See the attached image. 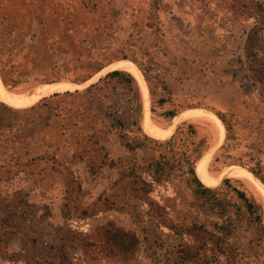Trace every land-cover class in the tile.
<instances>
[{
    "label": "rangeland",
    "instance_id": "rangeland-1",
    "mask_svg": "<svg viewBox=\"0 0 264 264\" xmlns=\"http://www.w3.org/2000/svg\"><path fill=\"white\" fill-rule=\"evenodd\" d=\"M78 6L86 21L72 23ZM121 50L134 63L116 60ZM88 59L106 67L79 96L0 99L10 109L0 107V264H192L183 251L197 244L185 229L216 224L230 230L233 264H264V236L235 192L262 207L264 226V200L247 180L264 187V0H0L6 90L73 93L92 75ZM122 61L142 74L145 96L136 79L140 92L117 79L98 83ZM145 99L141 133L128 132L142 148L127 150L112 119L125 121ZM170 111L217 114L228 131L168 120ZM156 162L160 183L151 178ZM191 162L196 171L206 164L218 206L189 185ZM109 224L137 236L131 257L85 255L83 240Z\"/></svg>",
    "mask_w": 264,
    "mask_h": 264
},
{
    "label": "trees",
    "instance_id": "trees-1",
    "mask_svg": "<svg viewBox=\"0 0 264 264\" xmlns=\"http://www.w3.org/2000/svg\"><path fill=\"white\" fill-rule=\"evenodd\" d=\"M36 1H42V0H36ZM39 10H42L41 7H39ZM76 12L75 17L71 21L74 22H84L86 19L83 17L85 15V6H78L74 9ZM46 23L49 22L48 19H43ZM41 25L44 26V23L41 21ZM82 43V41H81ZM77 47V46H76ZM122 55L116 60H129L134 63L133 59L129 57L128 53H125V50L118 51ZM108 53L99 54L102 59H104ZM80 58V57H79ZM106 65L93 63L92 59L87 60L86 69L90 70L92 75H88L85 79H83L79 84H82L89 79H91L94 75L102 71ZM0 77L2 84L4 86H7L6 81L3 78V75L0 71ZM107 79H117L120 82L128 85V86H134L136 92H140V89L138 91V85L135 80V78L126 72L115 70L108 74H106L103 78H100L98 80V83H102ZM97 87V84L90 85L88 88H86L83 93L84 94H92V91L95 90ZM81 95L80 92L75 91L73 93L66 92L64 94H54L48 99H54V98H62V97H72V96H79ZM138 100L140 99L139 95H137ZM46 101V100H45ZM163 101H161V104ZM39 103L34 106H31L29 110H33L38 106ZM0 107L10 110L9 108L5 107L3 104L0 103ZM143 108V104H142ZM143 112V109L141 110V105L136 108V111H132L131 115L128 119L125 121H122L120 119H112L113 123L112 126L115 128L117 132L118 139L121 141V144L127 149V150H135L142 148V143L139 141L138 137H132L130 138L128 136V132L131 130L132 127L135 128V131H138L141 133V127H140V119L141 114ZM151 112H153V109H151ZM166 119L172 120L177 116V113L174 111L166 112L165 113ZM215 116L221 121L223 124L225 131H228L227 127L224 125L223 119L215 114ZM188 128L192 131V134H195V130L193 129V125H188ZM144 139L148 140L146 136H143ZM173 136L169 137L167 140L164 141V143H170ZM225 141V139H224ZM154 142V141H153ZM220 149H224V143L222 146H220ZM204 151H207L204 150ZM200 159V158H199ZM198 159V160H199ZM153 167V173H152V180L156 183H160L162 181V174L164 172V164L156 162L152 165ZM249 172L261 183L263 182L262 179H260L255 172L249 170ZM188 183L195 192V194L205 199L208 203H210L212 200L214 207V202L216 206L219 205L217 200L215 198H212V194H214V190L205 186L206 184L201 180L200 176L198 175V172L196 171V164L195 162L189 163L188 166ZM223 182H226L223 181ZM205 184V185H204ZM237 197L243 202L244 207L246 209V212L253 217L257 225L260 227V230L264 236V226H263V209L261 206L256 205L252 201H250L243 192L241 191H235ZM187 234L192 237L193 241L197 246L190 247L195 248V251L192 252L190 249L183 251L184 256L186 259L192 264H233L229 250L226 248L225 243V236L229 235L230 230L228 227L222 226V225H215V230L213 232L208 231L203 226H197L193 225L191 228L185 229ZM207 244H211V249L208 250L210 252L209 257L204 254L207 250ZM138 247V238L137 236L129 231H124L121 229H118L114 227L112 224L107 225L106 227L100 229L97 231L91 238L84 239L82 242V248L85 252V255L91 259H96L98 256L104 257L107 259H116V258H125V257H131L134 252L136 251ZM201 253V254H200ZM200 254V255H199Z\"/></svg>",
    "mask_w": 264,
    "mask_h": 264
},
{
    "label": "bare ground",
    "instance_id": "bare-ground-1",
    "mask_svg": "<svg viewBox=\"0 0 264 264\" xmlns=\"http://www.w3.org/2000/svg\"><path fill=\"white\" fill-rule=\"evenodd\" d=\"M115 70H119V71L126 72L128 74H131L140 84V88H141L144 96L146 95V86H145V82L143 80L142 74L134 65L129 64V63L124 62V61L118 62V63L114 64V66H113V71H115ZM51 84H53V83H51ZM86 85H88V84H82L81 86L71 87V89H74V91L75 90H81ZM65 89L66 88H63V87L58 86V85H43V86L35 87L31 92H28V93H24V92L23 93H19V92L18 93H12V92H9L8 90H6V88L2 85V83L0 81V99L5 104H15L17 101H21L24 98L28 99V100L35 101V100H40V99H44L47 97H51L54 94H59V93L63 92ZM143 111L147 112V101H146V99L144 100V103H143ZM180 117L181 118H179V119L174 118V122H177V121L179 122L181 119H182V121L203 119V120H206V121H209L210 123H212L213 126L216 128V130L220 134L222 133L223 126H222L221 122L216 117H214L208 113H204L201 111H192L189 113H185V114L181 115ZM150 131L154 132V134H156L157 137L163 136V134H162L163 132L158 128L152 127ZM205 165L206 164L200 165V167L197 170L198 175L200 176L201 180L206 185H208V186L213 185L215 180H213L210 176H208ZM247 180L254 187L253 189H255L256 193L262 198V200H264V187L262 186V184H260L256 180L254 181L249 176H248Z\"/></svg>",
    "mask_w": 264,
    "mask_h": 264
},
{
    "label": "water",
    "instance_id": "water-1",
    "mask_svg": "<svg viewBox=\"0 0 264 264\" xmlns=\"http://www.w3.org/2000/svg\"><path fill=\"white\" fill-rule=\"evenodd\" d=\"M110 72H112V71H110ZM110 72H108V73H110ZM108 73H107V74H108ZM84 83H86V82H84ZM84 83H83V84H84ZM79 85H82V84H79ZM84 88H85V87H84ZM76 91H77V90H76ZM74 92H75V91H74ZM220 146H221V144H220L219 146H217L216 149H218Z\"/></svg>",
    "mask_w": 264,
    "mask_h": 264
}]
</instances>
